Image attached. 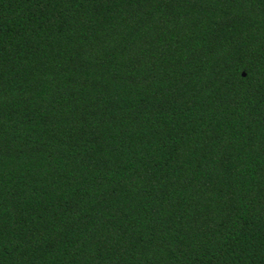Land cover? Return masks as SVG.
Here are the masks:
<instances>
[{"label": "trees", "instance_id": "trees-1", "mask_svg": "<svg viewBox=\"0 0 264 264\" xmlns=\"http://www.w3.org/2000/svg\"><path fill=\"white\" fill-rule=\"evenodd\" d=\"M0 264H264V0H0Z\"/></svg>", "mask_w": 264, "mask_h": 264}]
</instances>
